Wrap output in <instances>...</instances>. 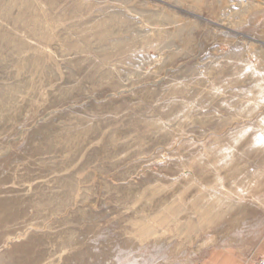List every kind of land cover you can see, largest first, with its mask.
<instances>
[{"label":"rangeland","instance_id":"374dc122","mask_svg":"<svg viewBox=\"0 0 264 264\" xmlns=\"http://www.w3.org/2000/svg\"><path fill=\"white\" fill-rule=\"evenodd\" d=\"M263 246L264 0H0V264Z\"/></svg>","mask_w":264,"mask_h":264},{"label":"crops","instance_id":"0c3cea01","mask_svg":"<svg viewBox=\"0 0 264 264\" xmlns=\"http://www.w3.org/2000/svg\"><path fill=\"white\" fill-rule=\"evenodd\" d=\"M264 247V246H263ZM229 256L230 258V262L224 261V256ZM218 256V257H217ZM220 256V257H219ZM214 257H216V259H211L208 264H246V262L244 261V259L240 258V257H236L233 256L231 254L228 253H220L219 255H215ZM215 261V262H214Z\"/></svg>","mask_w":264,"mask_h":264},{"label":"built area","instance_id":"2783aa9c","mask_svg":"<svg viewBox=\"0 0 264 264\" xmlns=\"http://www.w3.org/2000/svg\"><path fill=\"white\" fill-rule=\"evenodd\" d=\"M255 264H264V256L262 258H258L254 262Z\"/></svg>","mask_w":264,"mask_h":264},{"label":"bare ground","instance_id":"6f19581e","mask_svg":"<svg viewBox=\"0 0 264 264\" xmlns=\"http://www.w3.org/2000/svg\"><path fill=\"white\" fill-rule=\"evenodd\" d=\"M128 264H138L137 263V261H135V260H132V261H129V263Z\"/></svg>","mask_w":264,"mask_h":264}]
</instances>
